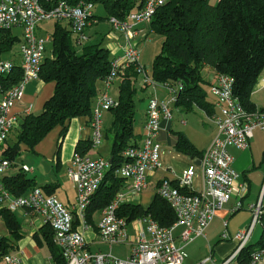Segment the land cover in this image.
I'll use <instances>...</instances> for the list:
<instances>
[{
  "label": "built area",
  "instance_id": "built-area-1",
  "mask_svg": "<svg viewBox=\"0 0 264 264\" xmlns=\"http://www.w3.org/2000/svg\"><path fill=\"white\" fill-rule=\"evenodd\" d=\"M165 3L166 0H145L139 9L130 12L123 19L107 18L112 32L107 36V48L111 51L113 47H118L120 54L112 57L109 74L103 81L104 89L96 96L91 110L89 127L93 148L102 139L103 113L117 105L116 99L108 94V89L123 69L134 66L141 86L151 89L159 86L170 98L164 102L153 97L148 100L143 138L139 144L122 153L124 162L115 172L116 177L124 181V188L105 208L96 212V226L88 223L87 211L109 169L108 159L73 154L67 175L75 187L76 197L70 207H65L55 196H47L38 188L20 197L9 193L2 185V177L10 163L0 154V210H27L32 215L39 216L43 224L51 229L52 242L60 251L63 264H183L184 247L205 237L206 229L216 211L231 199H234L231 212L242 209V199L248 188L246 183L238 180L239 174L233 168V158L228 149L247 150L253 132L260 130L264 133V113L258 110L247 111L233 95L232 79L215 75V81L210 83L213 113L206 116L207 122L215 126L214 138L196 160L198 166L189 164L179 176L169 168V178L160 179L155 188V195L173 210L174 223L168 228H162L149 217L127 222L118 215L121 205L140 201L141 194L147 189L148 177L163 168L160 161L163 151L157 137L170 124V106L181 90L179 85L172 87L152 82L148 77L149 68L140 62L138 39L141 27H148L156 10ZM96 4L93 0H0V30L11 31L17 28L21 31L17 55L9 53L0 59V150L18 123L19 117L12 115V108L22 100L25 86L39 79L40 67L46 57L45 44L51 42L50 37L39 36L40 25L45 22L65 23L75 45L82 47L88 41V27L99 22L98 17L93 14ZM17 58L18 63L15 62ZM17 67L21 78L13 84L11 80ZM257 85L264 88V73ZM30 111L29 106L23 111V115L30 114ZM181 124L184 125L185 122L181 121ZM23 170L29 171L26 167ZM195 179L198 180V189L193 185ZM263 205L264 178L256 201L248 206L251 213L249 225L233 237L237 242L233 252L219 262L209 253L195 264L263 262L264 252L253 253L247 263L237 262L240 253L249 245ZM96 213L92 214L93 222ZM92 227L96 230L99 243L110 248L129 246V256L118 259L110 253L90 252L83 233ZM228 239L225 232L220 235L221 241ZM3 264L23 263L16 253H11L4 257ZM48 264L57 263L50 258Z\"/></svg>",
  "mask_w": 264,
  "mask_h": 264
},
{
  "label": "trees",
  "instance_id": "trees-1",
  "mask_svg": "<svg viewBox=\"0 0 264 264\" xmlns=\"http://www.w3.org/2000/svg\"><path fill=\"white\" fill-rule=\"evenodd\" d=\"M101 4L108 17L123 19L127 14L139 9L145 0H93ZM100 19V18H98ZM101 20V19H100ZM148 33L160 38L158 53L149 67L148 77L156 84L181 86L173 107L185 112L196 108L206 115L213 113L211 102L206 100L203 84L210 86L202 78V72L209 68L214 75H224L232 79L233 95L249 112L264 113V109L250 100L253 87L264 71V0H218L211 5L208 0H166L158 8L148 26ZM51 56H46L41 64L39 80L53 83V94L38 114L22 115L11 133V143L6 141L0 150L2 157L13 165L20 148L33 152L35 147L55 128H60L58 144L64 139L68 123L75 118L91 116L94 100L98 95L97 84L109 74L112 57L101 42L86 44L78 55L71 32L66 26L54 23V31L49 36ZM19 42V36L10 30H0V59L6 57ZM13 72V84L21 78L20 69ZM7 79V78H5ZM4 80V79H2ZM138 74L134 66L123 69L117 79V105L110 109L112 122L109 130L102 131V137L111 136L108 161L110 163L105 178L93 196L87 211V221L94 225L92 214L105 208L114 196L123 190L124 181L116 177V170L124 162L122 153L136 146L133 133L135 116V95ZM141 92L145 88H140ZM171 105V106H172ZM173 149L190 161L198 160L203 151L179 132H172ZM93 148L91 140L78 141L74 154L87 155ZM59 163V146L55 153ZM3 187L15 197L26 195L38 188L45 195L52 196L54 186L37 187L34 178H28L21 170L11 177L2 178ZM185 193H190L188 190ZM15 212L0 210V222L7 236H0V264L6 255L15 253L16 243L22 238L21 224ZM118 215L131 222L149 217L162 228L170 227L175 214L170 206L158 196H154L148 207L140 204L121 205ZM261 235L258 249L248 245L239 255L238 263H247L255 252H264V205L258 224ZM53 234L48 225L40 229L33 239L43 243L53 262L63 264L58 248L52 242Z\"/></svg>",
  "mask_w": 264,
  "mask_h": 264
},
{
  "label": "crops",
  "instance_id": "crops-1",
  "mask_svg": "<svg viewBox=\"0 0 264 264\" xmlns=\"http://www.w3.org/2000/svg\"><path fill=\"white\" fill-rule=\"evenodd\" d=\"M142 36L143 38H146L147 36V38L145 39L144 42L140 43V49H141L140 62L144 67L149 68L154 56L159 51L161 40H159L155 46L153 45L148 46L151 44L152 40L150 38L151 34L150 35L148 34L147 27H141V34L139 37V41ZM145 47L149 48L147 57H145L146 63L143 61ZM119 54H120V49L118 47H115V48L113 47V49L110 51L111 57L115 55H119ZM213 77H215L214 74H213ZM97 87H98V93L104 89L102 82L98 83ZM115 88H117L116 81L108 89V94L110 95V92ZM53 90H54L53 83H44L39 79L31 81L29 84L25 86L22 100L12 108V111H11L12 115L18 116V117L22 116L23 111L29 106L31 107L30 114H38L42 110L44 103L48 99H50V97L52 96ZM153 91L154 92H157V91L164 92L159 86H156L153 89ZM145 110H146V105L144 107L143 119L141 121V135L137 136L135 139L137 144L141 142L143 138V134H144ZM103 114L105 117V115L107 116L108 112H104ZM89 119H90L89 117H79V118L72 119L68 123L67 132H66L64 139L59 144H58V136H59L60 128H55L35 147L33 152H28L25 148L21 147L20 151L28 152L30 155H32V158H29L31 160L28 161V158L26 157L22 158L20 161V165L18 166V170L12 169L13 166H16L13 163V165H10L9 168L5 171L2 178L11 177L14 174H16L18 171L22 170V167H26L29 170L27 172L24 171L27 177L34 178V180H36L37 176H40L41 174L39 166L40 165L45 166L46 164L47 165L52 164L53 168L56 171L61 170L62 168H65L66 174H67V171L70 168V162L74 154V147L76 143L78 141L89 140V139L91 140L92 132L89 127ZM102 125H103V122H102ZM102 125H101V129L103 130ZM169 128L171 129V122L169 124ZM256 131H260V130H255L254 132ZM254 132H253V137L249 142V147L247 150L239 151L235 148L228 149V152L233 158V167L239 174L238 180L240 182L246 183L247 188H248V192L246 196L242 199V209L241 210H243L244 206H246V209H247V206L253 204L256 201L261 184H262L261 182L260 187L258 189H254V193H253L252 181L254 180V177H253V174H251V172L257 168V166L255 165L253 161V156L251 152V142L254 139ZM214 136L211 138V141L214 138ZM171 140L173 143V138L171 137V134L167 130V128L162 130L157 137V141L158 143H160L162 147H164V144H167V145L169 143L171 144ZM211 141L209 142L207 148L209 147ZM58 146H59V163L56 165L55 153H56ZM94 150L95 149L92 148L87 153V156L94 158V159L102 158L100 154L98 152H95ZM108 157H106L105 159H108ZM187 159L189 160L188 157ZM189 161L186 163L185 168H187L189 164L197 162L196 160L190 161V162ZM162 166H163L162 169L155 171L148 177L147 189L141 194L140 201L138 203L143 208L148 207L149 204L152 202L155 196V188H156L158 181L163 178H169L168 169L169 168L171 169V167L164 166L163 163H162ZM47 172H49V168L47 169ZM263 178H264V175H263ZM40 181L42 182H40L39 185H37V183L35 182L37 187L47 185V186H54L56 188L52 196H55L56 199L59 201L58 196H57V191L59 190L60 184H58V181H53V179H51L50 177L41 178ZM71 184L73 188L75 189L72 182ZM59 202L65 207H70L72 205L70 201H66L67 203L61 202V201ZM233 203H234V199H231L228 203L224 204L221 207V209L216 211L214 218L212 219V221L210 222V224L208 225L206 229L205 237L201 239L204 241V244H205L204 249L207 250L206 252L211 253V255L213 256V259L216 262L221 261L222 259H224L230 253L233 252V250L237 246V242L233 239L234 235L238 231L245 229L249 225V222L251 219V213L249 212V210H245L248 212V214H245V215L249 217V221L244 224H241L240 226H237L234 228L230 227L228 229L227 219L232 218L239 211H241V210H238L235 212H231ZM17 212H18V215L22 218V222L20 223L22 238L16 243L15 253L21 258L23 264H48L51 257H50L47 247L43 243H41V245H38L33 239V236L35 234L36 235L40 234V229L44 226L42 219L39 216L32 215L27 210H19ZM94 226H96L95 222H94ZM223 232H225L229 237V239L226 241L220 240V235ZM83 236L88 245V250L90 252L110 253L112 247L110 248L105 244L99 243L96 237V230L94 227L84 232ZM193 242H191L188 245H191ZM188 245L185 247H188ZM124 247L127 248L126 257H128L130 254V247L129 246H124ZM185 247L183 251L185 250ZM202 258H205V257H203V255H200V254L193 257V264L197 263ZM258 264H264V261L259 262Z\"/></svg>",
  "mask_w": 264,
  "mask_h": 264
},
{
  "label": "rangeland",
  "instance_id": "rangeland-1",
  "mask_svg": "<svg viewBox=\"0 0 264 264\" xmlns=\"http://www.w3.org/2000/svg\"><path fill=\"white\" fill-rule=\"evenodd\" d=\"M211 5H215L218 0H208ZM93 14L95 17L100 18L99 22L95 25H90L88 29L86 30V35L88 37V41L86 44H93L97 42H101L102 47H108V37L111 32L110 26L107 22V15L105 13V10L101 4H96L93 9ZM60 25L65 26V23H60ZM148 28V27H147ZM40 31L38 32L40 37L46 38L49 37L53 31H54V23L53 22H45L40 25ZM11 33L13 35L21 36V31L17 28H14L11 30ZM149 35L151 33H148ZM142 38V39H141ZM140 38V41L138 39L139 44L141 42H144L145 39L143 36ZM151 44L148 46H155L157 42L160 40L159 37L151 34ZM46 49V56H51V49H52V43L48 41L45 44ZM74 49L76 51V54L81 53V47L80 46H74ZM149 51L148 47H145L144 51V58L143 61H145V57H147V53ZM18 52V46H14V48L11 50V55H17ZM13 57V56H12ZM15 62H19V59L17 58ZM146 65V64H145ZM264 71L262 72V74ZM202 78L206 83H213L215 81V77H213V72L209 68H205L202 72ZM137 92L135 95V116H134V126H133V133L134 135L140 136L141 135V121L143 119V111L146 103L148 100L153 97L156 98L159 102H164L169 100L170 95L167 92L157 91L154 92L153 89H149L147 87L140 85V78L138 77V81L136 84ZM145 88L144 92H141L140 88ZM147 88V89H146ZM203 92L205 94L206 100L208 102H212V96L210 93V86L207 84L202 85ZM117 88L113 89L110 92V96L114 99H117ZM250 100L257 106V108L264 109V88H261L259 85H255L252 89V92L250 94ZM171 110V130L172 132H179L182 133L199 151H204L209 142L211 141V138L215 134V126L211 123L207 122L206 116L209 115L204 114L200 110L193 108L190 112L182 111L178 108H175L170 106ZM101 121L103 122V130H109L111 128V122L112 118L110 113L107 114V116L104 114L102 115ZM181 121H184L185 124L182 125ZM169 126V125H168ZM103 133V132H102ZM171 139V138H170ZM169 139V140H170ZM11 140H13V137H10L8 142L11 143ZM111 144V136H109L108 139H105L102 137L100 144L94 147V151L98 152L102 158H106L109 156V149ZM162 147V146H161ZM163 153L160 155V161L164 164V166H170L171 169L175 172L176 176H179L181 172L186 167V163L189 161L186 156L180 155L176 153L172 146V140L171 144L169 143L164 144V147H162ZM251 152L253 156V161L257 168L251 172L253 174L254 180L252 181V188L253 193L254 189H258L260 187V184L263 180L264 175V133L260 131L254 132V139L251 142ZM28 158V161L31 160L29 158H32V155H30L28 152L20 151L18 157L16 158L14 164L16 166H13V170H18V166L20 165V161L22 158ZM190 162V161H189ZM26 163V162H25ZM30 165V164H28ZM49 168V172H47V169ZM234 168V167H233ZM40 176H37V179L35 182L37 185L40 184L41 178L50 177L53 179V181H58L59 190L57 191V196L59 201L65 202L70 201V203L75 202L76 192L73 188L71 181L68 179V175L66 174L65 168H62L61 170H55L53 168V165H40ZM235 169V168H234ZM12 170V171H13ZM24 173L23 167L21 170ZM198 171V170H197ZM194 188L198 189V180H194ZM139 203V202H138ZM248 206L246 209V206L243 207V210L239 211L236 215H234L232 218H228V229L230 227L234 228L237 226H240L241 224H244L249 221V217L245 214H248L247 211ZM18 211V210H17ZM15 212V216L17 220L21 223L22 218L18 215V212ZM94 222L96 224V221L98 219V214L96 213L94 216ZM7 231L3 225V223L0 222V236H7ZM261 235V229L259 225H256L252 234V237L249 240V244L252 246L253 250H257V242L259 240V237ZM200 239H197L194 241L191 245H188V247H185L184 253H185V261L183 264H193V257L197 255H203V257H207L209 255L207 250L205 248L204 241ZM190 244V243H189ZM186 245V246H187ZM108 252V251H107ZM110 254L113 257H116L118 259H125L127 256V248L124 246H113L111 248ZM204 259V258H202ZM200 259V260H202ZM199 260V261H200Z\"/></svg>",
  "mask_w": 264,
  "mask_h": 264
},
{
  "label": "water",
  "instance_id": "water-1",
  "mask_svg": "<svg viewBox=\"0 0 264 264\" xmlns=\"http://www.w3.org/2000/svg\"><path fill=\"white\" fill-rule=\"evenodd\" d=\"M194 164H195L196 166H198V165H199V163H198V162H194Z\"/></svg>",
  "mask_w": 264,
  "mask_h": 264
}]
</instances>
